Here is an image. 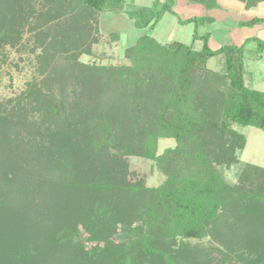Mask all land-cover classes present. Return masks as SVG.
Segmentation results:
<instances>
[{
	"label": "trees",
	"instance_id": "trees-1",
	"mask_svg": "<svg viewBox=\"0 0 264 264\" xmlns=\"http://www.w3.org/2000/svg\"><path fill=\"white\" fill-rule=\"evenodd\" d=\"M177 2L127 11L146 31L125 61L85 62L100 14L125 0H0V52L31 32L36 61L27 87L0 99V264H264V168L245 164L236 183L224 175L247 144L236 125L264 128V91L245 79L246 44L263 52L264 39L213 49L196 30L189 44L161 42L152 30L166 13L182 25L215 21L183 18ZM219 55L223 67L210 68ZM162 138L175 144L159 152ZM130 156L153 160L163 181L133 179ZM207 237L229 253L187 241Z\"/></svg>",
	"mask_w": 264,
	"mask_h": 264
},
{
	"label": "rangeland",
	"instance_id": "rangeland-1",
	"mask_svg": "<svg viewBox=\"0 0 264 264\" xmlns=\"http://www.w3.org/2000/svg\"><path fill=\"white\" fill-rule=\"evenodd\" d=\"M165 1V0H161ZM175 9L183 18L190 16L211 15L215 18L212 24L199 25L194 23L185 25L179 24L178 19L171 13H166L152 30V34L161 42L179 40L184 43H191L194 32L200 34L210 33L209 44L211 48L217 49L225 43L242 44L247 37L257 36L264 39V23L251 27H240L241 20H248L255 16L264 17V1L256 7L246 9L243 4L232 0H222V8L208 10L201 4L189 3L187 0H177ZM154 0H125L123 10L120 12H102L99 16V41L93 44L92 54H83L81 60L92 61L94 54H105L103 62L125 61V49L134 44L138 37L145 33L146 29L135 27L133 19L127 11L130 9H149ZM112 32H118V37H111ZM27 40V41H26ZM34 34L25 32L21 43L15 47L7 45L0 52V99L6 101L17 97L26 87L27 82L36 75L35 52H31ZM26 42V43H23ZM203 40L197 39L193 42L195 49L202 48ZM258 42L255 40L246 44L245 49V79L250 87L264 91V51L258 52ZM40 49L37 50L39 52ZM208 65L212 69L219 70L223 67L221 55L211 57ZM236 128L247 136V144L241 154V163L232 167L224 168V175L231 183L238 181L241 168L247 163L259 165L264 168V128L255 126L236 125ZM175 144L173 138H162L159 142V152L166 147ZM130 169L134 173L131 177L144 178L148 186H157L164 175L155 166L151 159L130 156ZM123 238V237H122ZM192 244H198L208 249L219 246L223 253L213 251L217 258H223L224 253H229L227 247L220 244L214 238L202 240L188 239ZM241 264V263H239Z\"/></svg>",
	"mask_w": 264,
	"mask_h": 264
},
{
	"label": "crops",
	"instance_id": "crops-1",
	"mask_svg": "<svg viewBox=\"0 0 264 264\" xmlns=\"http://www.w3.org/2000/svg\"><path fill=\"white\" fill-rule=\"evenodd\" d=\"M253 8V7H252ZM251 9V8H250Z\"/></svg>",
	"mask_w": 264,
	"mask_h": 264
}]
</instances>
